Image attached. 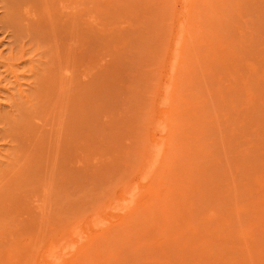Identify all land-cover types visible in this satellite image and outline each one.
Returning <instances> with one entry per match:
<instances>
[{"label":"rangeland","instance_id":"obj_1","mask_svg":"<svg viewBox=\"0 0 264 264\" xmlns=\"http://www.w3.org/2000/svg\"><path fill=\"white\" fill-rule=\"evenodd\" d=\"M0 264H264V0H0Z\"/></svg>","mask_w":264,"mask_h":264},{"label":"bare ground","instance_id":"obj_2","mask_svg":"<svg viewBox=\"0 0 264 264\" xmlns=\"http://www.w3.org/2000/svg\"><path fill=\"white\" fill-rule=\"evenodd\" d=\"M202 1V0H201ZM198 2V1H197ZM68 7V6H67ZM196 8V7H195ZM197 13V12H196ZM195 17V16H194ZM181 31V30H180ZM181 34V33H180ZM179 34V35H180ZM184 34V33H183ZM183 35H181L180 37L178 36L177 37V44H180L179 46L177 45V47L176 48H174V51L172 52L171 51V54L173 53L174 55H176L177 53H179V51H180V46H182L181 45V43H179L180 41V39H182L183 37H182ZM173 50V49H172ZM175 61V60H174ZM173 66H176V64H174ZM172 70V72L171 73H173L172 75H174V73H175V68L174 69H171ZM171 75V74H170ZM171 77H173V76H171ZM171 77H169V84L166 86V87H164V89L162 90V92H161V95L163 96V100L164 101H166V98H168V95L172 92V91H170V85L172 84L171 82H174V80H173V78H171ZM175 79V78H174ZM168 80V79H167ZM166 83V82H165ZM170 97V96H169ZM162 100V101H163ZM170 100V99H169ZM173 103V102H172ZM167 119V118H166ZM160 124V123H159ZM159 126V125H158ZM164 126H166V124H164ZM157 127V126H156ZM158 128H161V127H158ZM163 129H165V127L163 128ZM167 129V128H166ZM164 131V130H163ZM149 143H150V140H149ZM149 145V144H148ZM152 145V144H151ZM152 146H154V145H152ZM149 147V146H148ZM157 147V146H156ZM162 144H160L155 150H153L154 152H156V156H155V158H153V160H155V159H157V156H159L160 154H161V150H162ZM152 148V147H151ZM154 148V147H153ZM152 151V152H153ZM152 155H153V153H152ZM151 156V155H150ZM152 160V161H153ZM147 161V160H146ZM144 163V162H143ZM161 165V164H160ZM162 166V165H161ZM159 167V166H158ZM127 188V187H126ZM133 190H136V189H133ZM133 192H135V191H133ZM134 194L135 193H132V196L130 195V193L128 194L129 196H131V199L130 200H134V198H135V196H134ZM129 200V203H131L132 201H130ZM120 206H122V205H120ZM122 209H123V207H122ZM122 209H120V210H122ZM67 245V244H66ZM65 246V245H64ZM55 247V246H54ZM57 247V246H56ZM61 247H63V246H61ZM74 247H72L71 249H73ZM56 250V249H55ZM51 253V252H50Z\"/></svg>","mask_w":264,"mask_h":264}]
</instances>
